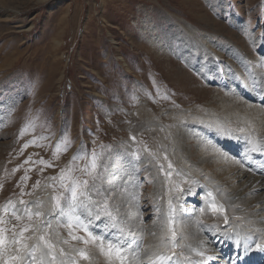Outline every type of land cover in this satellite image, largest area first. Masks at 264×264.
<instances>
[{
  "label": "rangeland",
  "instance_id": "obj_1",
  "mask_svg": "<svg viewBox=\"0 0 264 264\" xmlns=\"http://www.w3.org/2000/svg\"><path fill=\"white\" fill-rule=\"evenodd\" d=\"M260 128L264 0H0V227L9 241L0 264L16 254L13 232L41 221L24 242L46 235L56 260L41 247L23 264H119L106 254L115 240L138 264L146 237L156 247L176 227L180 243L187 218L209 205H222L215 214L225 221L231 206L214 200L212 183H237L198 161L210 150H223V162L243 154L230 142L257 160ZM62 170L66 184L88 181L74 208L63 199L53 207ZM26 206L41 217L29 220ZM81 225L105 238V251L72 239H88Z\"/></svg>",
  "mask_w": 264,
  "mask_h": 264
},
{
  "label": "bare ground",
  "instance_id": "obj_2",
  "mask_svg": "<svg viewBox=\"0 0 264 264\" xmlns=\"http://www.w3.org/2000/svg\"><path fill=\"white\" fill-rule=\"evenodd\" d=\"M209 124L211 123L209 122L207 126ZM208 129L210 130V127H208ZM260 130H258L259 133L256 130L255 135L263 136L257 139L263 144L264 131L261 130L260 132ZM229 145L232 149L236 148L241 150V153L243 154L237 153L235 156L236 159H230L223 162L224 160L222 161L220 159L221 154L228 159V156L224 154L223 150H221V153L214 151L217 155L210 150L208 154H203L198 161V164L201 167L218 165L222 171V174L220 175L224 177L226 176L227 179H231L232 181H236V185L229 187L223 186L219 181L212 183L214 190L217 193V195H215L217 197H215L216 199L214 200L219 201L218 198H220L223 201L222 204L225 203L226 206H231V214L225 216L229 220H227V222H220L217 220L218 214L216 216L215 213L210 211L208 206L207 209L198 211L200 213L199 217H197V215H192L191 217L188 216L190 218H187V223L185 222L186 225L185 228H183L185 229L186 234L181 233L179 235L181 241L180 243L178 242V244H175V247H173L172 241H170L171 239L169 240V238L168 240L170 242L162 240L158 246L153 247L151 246V238L146 237L142 243V247L136 248L139 249L138 254L140 256L138 264H234V262L235 264H264V251L256 250V244H264V151L260 152L259 158L256 160L247 156L249 151L244 150L243 147H241V143L236 144L230 142ZM211 147L213 146L211 145ZM230 156L231 155H229V157ZM255 157H257V155H255ZM201 175L199 176L200 179ZM247 191L250 192L253 197L247 198L244 195L247 194ZM175 202L178 206L179 199L178 202ZM220 207H222V205ZM226 209L229 210L228 207ZM248 210H250V212ZM195 211L193 214L196 213ZM244 213H247L248 215ZM175 228L176 227H174V231L176 230ZM158 232H160V230H158ZM204 238L207 239V243H205L208 244L207 250L205 249L203 242L202 245L198 246V241L201 242L200 240H203ZM135 241H139V238ZM193 241H195V243H193ZM221 243H226L227 245L228 252L225 253L224 256L222 255V252L224 251L225 246L221 245ZM135 247L136 246H134V248ZM230 248H232V251H229ZM173 253H175L173 261L159 259L161 255L168 256ZM198 253H202V255H198Z\"/></svg>",
  "mask_w": 264,
  "mask_h": 264
},
{
  "label": "snow or ice",
  "instance_id": "obj_3",
  "mask_svg": "<svg viewBox=\"0 0 264 264\" xmlns=\"http://www.w3.org/2000/svg\"><path fill=\"white\" fill-rule=\"evenodd\" d=\"M74 159H75V157H74ZM47 166H51V165H47ZM89 167L93 170L96 168V164H95L94 160L92 161V163L89 166H86L84 169H82V171L86 175H91V173L88 171ZM70 171H71V169L69 168V172ZM53 179H55V178H53ZM59 179L61 181L60 186L62 188H64V195H63V197H57V196L52 197L53 201L55 202L53 205L54 209H60L62 207L61 206V199L64 200L65 205L69 206L70 208H74V205L78 201L79 197L84 195V191H81V189L86 188L88 186V181L87 180H83V181L70 180L66 184V183H64V181L66 179V175H65L64 170H62ZM37 186H38V184H37ZM69 200L71 201L70 205L68 203ZM20 203L24 204V201L21 200ZM209 208L213 213H216V212L222 213L223 212L222 207L217 208L215 205H209ZM5 211H7V209H5ZM201 211H203V209H201ZM10 214L15 216L16 219H18V220L21 218V213L15 207L12 208ZM23 214L27 215L29 220H31L33 214L37 218H40L42 215V213L39 211H36L35 213L29 211L27 209V206L23 210ZM225 222H227V218H225ZM3 223H4V221L2 219H0V224H3ZM44 223H45L44 221H41V224H44ZM41 224H37L35 227H31L30 225H25L20 229L19 233H16L15 231L13 232V236L11 238V243L18 245V247L16 249V254L10 255L8 257V259L4 261V264H23V262L26 259H28L29 257L34 262L36 260L34 253H35L37 248H41V247L48 250L47 253H44V255L50 256L52 261L56 260L55 245L50 240H48L46 238V235H40V236L36 237L38 243H35L33 245H28L27 243L24 242L25 239H27L25 237V233L30 230V227H31V230L33 232H35V231L39 230ZM48 227H51V226L48 225ZM68 227L69 228L73 227V224L69 223ZM80 227L85 233H87L88 239H83L82 237L72 236L73 240H82L83 243H85V244L95 243L98 241L100 244L101 251L102 252L105 251V249H104L105 238L104 237H98V236L93 235L91 232H89L87 226L81 225ZM168 230L172 234L171 235V241H172L173 247H175V241H176L175 231L171 227H169ZM6 231H8V229L0 227V254L3 253V250L5 249L6 244L9 243L8 238L5 236ZM65 243H67V241H65ZM256 250L264 251V244H259V243L256 244ZM63 254H64L63 249H61V255H63ZM78 254H79L81 259H84V260L89 259L88 253L83 249L78 250ZM106 254L110 259L114 258L116 261H118L119 264H127L128 249H126L119 242V240L108 241ZM198 255H202V253H198ZM174 256H175V253H173L172 255H168V256L161 255L159 257V259L167 260V261H173ZM41 264H42V262H41ZM72 264H75V261H72ZM234 264H235V262H234Z\"/></svg>",
  "mask_w": 264,
  "mask_h": 264
}]
</instances>
